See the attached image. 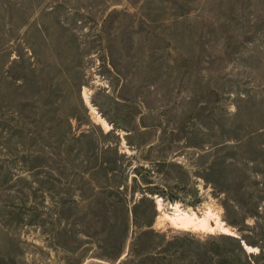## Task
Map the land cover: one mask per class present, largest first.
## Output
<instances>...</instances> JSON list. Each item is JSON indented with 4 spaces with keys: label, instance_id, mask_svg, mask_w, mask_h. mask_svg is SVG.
<instances>
[{
    "label": "rangeland",
    "instance_id": "1",
    "mask_svg": "<svg viewBox=\"0 0 264 264\" xmlns=\"http://www.w3.org/2000/svg\"><path fill=\"white\" fill-rule=\"evenodd\" d=\"M0 264H264V0H0Z\"/></svg>",
    "mask_w": 264,
    "mask_h": 264
},
{
    "label": "bare ground",
    "instance_id": "2",
    "mask_svg": "<svg viewBox=\"0 0 264 264\" xmlns=\"http://www.w3.org/2000/svg\"><path fill=\"white\" fill-rule=\"evenodd\" d=\"M168 217L173 224L179 225V226L186 228V229H188L190 227H194L195 229L199 228V229L206 231V230L211 228L209 220L206 217L200 218L195 213L190 214L188 212L183 211L180 208L177 209V211L175 212V214L173 216L168 215ZM216 223L219 227H222L223 230L228 231V228L224 227L225 223L223 221H221L219 217L217 218ZM246 247H247L246 249L251 250V247H249V246H246Z\"/></svg>",
    "mask_w": 264,
    "mask_h": 264
},
{
    "label": "water",
    "instance_id": "3",
    "mask_svg": "<svg viewBox=\"0 0 264 264\" xmlns=\"http://www.w3.org/2000/svg\"><path fill=\"white\" fill-rule=\"evenodd\" d=\"M245 249H246V245H245Z\"/></svg>",
    "mask_w": 264,
    "mask_h": 264
}]
</instances>
